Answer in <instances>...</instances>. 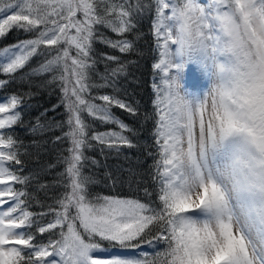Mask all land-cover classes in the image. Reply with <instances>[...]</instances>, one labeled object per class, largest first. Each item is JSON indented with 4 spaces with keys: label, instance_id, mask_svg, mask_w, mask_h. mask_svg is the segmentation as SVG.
<instances>
[{
    "label": "snow or ice",
    "instance_id": "6c2138e0",
    "mask_svg": "<svg viewBox=\"0 0 264 264\" xmlns=\"http://www.w3.org/2000/svg\"><path fill=\"white\" fill-rule=\"evenodd\" d=\"M153 6L150 31L158 59L152 63V103L157 119L155 153L147 155L154 157L155 188L142 189L145 201L93 193L89 186L97 181L84 168L89 161L96 168L101 163L86 156V149L104 145L119 153L121 147H137L126 133L138 134L111 111L115 106L136 116L138 102L133 106L116 95L91 94L92 88L116 89L115 79L108 76H102V85L91 79L97 63L94 44L140 54L133 40H113L97 26L124 36L152 14ZM14 29L32 38L0 48V74L7 77L0 80V88L12 83L33 56H45L38 71L53 73L49 83L60 88L67 114L65 121L57 122L67 131L55 140L67 139L69 147L61 161V179L54 181L64 191L39 213L28 210V194L15 184L29 178L9 166L21 161L14 133L4 131L20 121L22 101L12 94L0 102V264H264V220L255 214L243 223L235 218L210 170L205 180L197 168L194 192L177 181L172 167L177 151L193 154L206 135L214 134L210 110L221 132L231 126L230 110H222L215 99L204 93L190 97L174 87L188 64H197L203 72L209 62L232 65L240 99L264 106V0H0V38ZM99 55L116 63L110 69L113 78L128 76L129 64L138 63ZM84 112L117 125L119 131L90 134ZM99 151L103 155L104 148ZM166 154L172 159L163 161L168 169L162 175ZM105 175V186L115 192L117 180Z\"/></svg>",
    "mask_w": 264,
    "mask_h": 264
},
{
    "label": "trees",
    "instance_id": "16d2710c",
    "mask_svg": "<svg viewBox=\"0 0 264 264\" xmlns=\"http://www.w3.org/2000/svg\"><path fill=\"white\" fill-rule=\"evenodd\" d=\"M152 19H154V6L152 14L144 15L138 22V26L132 32L125 33L124 36H119L108 28L97 26L101 32L113 40L125 38L133 40L135 48L139 50L140 54L138 55L136 52L120 53L117 49L109 48L103 43L96 42L94 44L95 52L93 55L96 57L97 63L90 70L91 79L96 84L102 85L104 84L102 76H108L110 80L115 79L116 89L114 90L111 86L92 88L91 94L116 95L133 104V106H136L138 102L136 116H132L115 106L111 108L116 117L136 129L138 134L134 136L131 133H126L133 140V143L137 144V147L128 148L124 146L121 147L119 153L109 150L104 145H96V142L92 141V144L96 146L92 149H86L85 154L100 161L101 166L96 168L89 161L84 172L92 175L97 181L89 186L93 193L118 194L122 197L139 198L145 201L146 198L142 189L144 187L155 188L152 180V175L155 172L154 167H152L154 157L147 155L149 151L155 153L152 134L157 119L152 103L155 99L152 88L155 70L152 68V63L158 59L157 54L154 53V36L150 31ZM137 33L141 35L137 36ZM29 38H32L31 33L26 34L14 29L5 37L0 38V48ZM99 53L120 57L121 62L137 61L138 63L129 64L128 76L121 75L113 78L110 75V69L116 67V63L104 60ZM45 60V56L39 54L33 56L23 69L14 74L16 79L12 83L0 88V102L12 94L18 95L22 101L18 106V111L21 113L20 121L12 129H5L4 131L14 133L16 149L21 161L20 164L11 162L9 166L16 170L18 175L29 178L25 184H15V188L27 192L26 206H28V210L34 213H39L47 205L53 204V198L58 197L64 191L61 187L55 186L54 181L61 179L59 173L63 172L65 168L61 161L64 156L68 155L66 149L69 147L67 139L55 140L56 137L62 135V132L67 131L66 126L61 127L57 123L65 121L67 114L64 104L61 103L60 88L57 84L49 83L53 73H40L38 71ZM4 79L7 77L0 74V80ZM133 79L139 82L134 83L132 82ZM96 102L103 103L102 101ZM56 105L59 106L53 110ZM145 114H149V118L146 119ZM82 115L86 123L91 126L89 128L90 134L93 131H119L118 126L113 123H104L89 116L87 112ZM146 144L151 145V147H146ZM100 148H104L103 155L99 151ZM106 173H111V178L117 180L115 192L110 187L105 186L109 183ZM153 199H155V195ZM47 235L46 233L45 237ZM43 238L41 237V239Z\"/></svg>",
    "mask_w": 264,
    "mask_h": 264
},
{
    "label": "clouds",
    "instance_id": "9594fccd",
    "mask_svg": "<svg viewBox=\"0 0 264 264\" xmlns=\"http://www.w3.org/2000/svg\"><path fill=\"white\" fill-rule=\"evenodd\" d=\"M195 42V37H193ZM210 50L208 55H212ZM208 81L204 95L215 99L222 110H230L231 126L221 132L212 117L213 135H206L193 154L187 150L177 151L173 168L177 181H183L192 191H198L197 168L207 179L210 170L213 178L224 192L225 199L233 210L234 217L242 223L250 214L258 221L264 220V106L245 103L240 99L236 70L225 62H209L204 72ZM176 89H184L183 80ZM184 92L186 90L184 89ZM183 95V93H181ZM162 155V175L168 169Z\"/></svg>",
    "mask_w": 264,
    "mask_h": 264
},
{
    "label": "rangeland",
    "instance_id": "374dc122",
    "mask_svg": "<svg viewBox=\"0 0 264 264\" xmlns=\"http://www.w3.org/2000/svg\"><path fill=\"white\" fill-rule=\"evenodd\" d=\"M183 84L189 96L195 97L203 94L208 81L200 67L195 63H191L185 69Z\"/></svg>",
    "mask_w": 264,
    "mask_h": 264
}]
</instances>
